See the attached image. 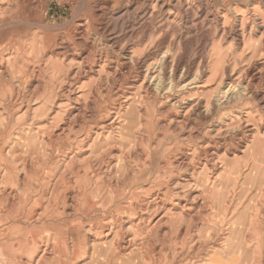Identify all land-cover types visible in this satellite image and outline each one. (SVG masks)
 I'll return each mask as SVG.
<instances>
[{"label": "rangeland", "instance_id": "obj_1", "mask_svg": "<svg viewBox=\"0 0 264 264\" xmlns=\"http://www.w3.org/2000/svg\"><path fill=\"white\" fill-rule=\"evenodd\" d=\"M14 1L0 0V155L8 159L0 182L9 171L13 190L25 183L37 214L67 191L85 193L94 210L63 229L84 227L95 236L101 227L93 221L101 217L111 240L129 223L137 245L122 262L212 264L223 254L264 264V0H153L150 7L138 0L140 10L134 0H51L46 13L37 10L43 28L27 39L7 31L21 26L12 23L23 12ZM161 4L165 15L144 39L132 24L145 8L147 16L159 13ZM206 14L197 39L180 43L179 36L196 35L190 22ZM72 26L86 30L84 39L61 40ZM164 31L169 40L162 44ZM67 48L74 58L60 56ZM180 49L193 66L182 78L181 68L174 89L159 91L156 78L143 86L139 65L159 64L160 74L164 56L174 61ZM130 59L135 69L127 74L122 65ZM245 76L257 85L255 95ZM186 156L191 172L180 166ZM195 197L202 206L185 202ZM164 214L166 224L155 229ZM45 216L42 224H62L56 212ZM43 232L42 250L25 249L23 264H56L57 252L44 254L50 233ZM102 239L90 244L102 246ZM89 261L85 255L74 264Z\"/></svg>", "mask_w": 264, "mask_h": 264}, {"label": "bare ground", "instance_id": "obj_2", "mask_svg": "<svg viewBox=\"0 0 264 264\" xmlns=\"http://www.w3.org/2000/svg\"><path fill=\"white\" fill-rule=\"evenodd\" d=\"M51 2H52L51 0H16V2L14 1L15 7H17V9H22L23 12L20 13L18 20H15L14 22H12V20H11L10 22H12V23L17 22V24L19 23L21 26H13V27L9 28L7 30L9 32V34L17 35L20 38L27 39L29 37L31 31H33L34 29L37 30L39 28H43V25L40 22H37V18H36V16H37L36 14L38 13L37 10H38V8H40L43 11H45V9L47 11V7ZM134 3H135V5H138V6L140 5L138 0H134ZM34 4L37 5V7H36L35 11L30 12L31 11L30 6H33ZM62 4H64V3H62ZM152 4H153V0H146L145 6L150 7ZM140 8L141 7L139 6V10H140ZM147 10H149V9L145 8L142 11V13H138V16H137L138 22H136V23L133 22V24L131 23L132 26L137 25L138 31L144 39L149 38L151 36L152 24L157 25V26L159 25L160 21L158 22V18L160 16L165 15V14H162V12H164V10H165V5L164 4L160 5V7H159L160 12L157 14H155L153 12L149 16H147V13H146ZM46 11H45V13H46ZM180 11H182V9H180ZM184 15H186L185 16L187 19L186 23L189 24V18L190 17H188L187 13H185V12H184ZM81 19H83V18H81ZM208 20H209L208 14L205 15L203 21L200 22L199 24H195V21H196L195 19L192 20L190 22L191 23L190 25L194 29L193 32L195 31L196 35L194 37H192L191 39H189L188 36H187L188 38L184 37V36H179L178 37L179 42L184 44V43H187L189 40L195 41V39H197L196 38L197 34L199 33V31L203 30L205 23H208ZM215 22L216 21H212L211 24H214ZM166 23H169L168 20H166ZM1 24H2V22H1ZM69 25H70V23H69ZM72 25H73V23H72ZM76 29H78L79 32L78 31L76 32ZM83 29L84 28H82L80 26H72L66 33H64L63 37H61V40H63V41L67 40L68 42L81 41L82 39H84L85 32H86V30H83ZM159 29H162V26H160ZM60 33H61V31H60ZM36 37L37 36L35 35L34 38H36ZM244 37L245 36H243V34L240 33L239 38L244 39ZM153 38H155V37H153ZM159 40H161L162 44H165L168 42L169 39L166 36L165 31L162 33ZM170 43L171 44L174 43L173 39L170 40ZM113 44H114V42H113ZM182 50H183V48H182ZM182 50H181V52L179 51V54L177 51L178 55L176 56L177 58H175L174 61L173 60L171 61L169 59L170 56L169 57L164 56V58L160 64V68H159L160 74H157V73H159V71H158L159 64H146V63H144L143 65L142 64L139 65L140 66V67L138 66L139 71L144 74V79L142 82L143 86L146 85L148 80L156 78V79H160V81L158 83V90L159 91H161L162 89H165V91H166V89H167V91H172L174 89L175 81L177 80L176 77L178 76L181 68H183L182 72H180L181 78H182L183 76H186L189 73V71L191 70V68L193 66L187 61V56H186L187 54L182 53ZM165 52H166V50H165ZM60 56H62V57L67 56V58H74L73 57L74 56L73 51L70 48L63 49V52L60 53ZM133 62H134V60L130 59L128 63L126 62V64H123L122 70L126 69L127 74H131L133 72V70L135 69L134 65L132 64ZM203 63H204V61H203ZM202 67H203V65H202ZM161 75H162V77H159ZM216 77H217V75H214V78H216ZM231 78H232V75L227 73L225 79H231ZM122 79H124V75H122ZM246 79L249 80V82L246 85L248 87L252 88V91L255 95L257 85H255L254 80L252 78L249 79L248 77H246L245 80ZM220 88H221L220 86H218L216 88L215 94L219 91ZM225 94H227V92ZM200 104H202V103L200 101H198L196 104H194L193 106L190 107L189 111H192L194 108H199ZM4 108H5V106H4ZM1 112H3V111H1ZM77 114H76V116H77ZM196 115H197V113H196ZM183 117H184V115H183ZM243 125H244V121H243ZM60 127H61V125H60ZM61 131H62V129H61ZM256 132L257 131H255V129H253V128L250 129V134H252V133L254 134ZM57 137H59V136H57ZM260 140H261L260 138H258V137L256 138V142L260 141ZM0 154H5L4 150L2 153L0 150ZM212 156H214V154ZM7 162H8V159H7L6 155H0V166L2 163L7 164ZM192 164L193 163L190 161L189 156H186V158H184V160L181 162L180 166L185 167L188 172H191V169H193ZM214 166L216 167L217 164L214 163ZM4 175L5 176L3 178V181L0 182V224L5 225V229L3 232L4 233L6 232V234L4 235V234H2V231H0V238H1L0 239V241H1L0 245L7 246V247H2V249H0V261H1L0 264H23L24 263V255H25L24 253L26 252L25 249L37 247V249L42 250L43 244H42L40 238H44V236H42L44 233L43 232L44 229H47V234L50 233L49 235H47V243L45 244L46 248H45L44 254L50 252L49 255L51 256L53 253L57 252L58 256L56 257V262H55L56 264H74L75 260H77L81 256H85V255L90 256L89 264H118L117 261L121 264H133V257L132 256L128 260H126L125 262H122L120 260L124 254H126L128 252H132V250L137 245V243H136L137 241L134 238H132V234L130 233V228L132 226H130L129 223L124 224V225L121 224V227L119 226V231L117 232L116 237L112 238L111 240H110V238H111V236H113V231L109 230V229L107 232L103 231V229L105 227L101 225V223H102L101 217H99L97 220L94 219V221H93V223H95L96 225L101 227V229L99 227H97V229L98 228L100 229V232L96 233L95 236L88 234L84 227H83V230L81 227H79L77 229H72V230H70V229L64 230L63 226L68 225V224H72L74 221H83L86 217H88V215L91 214V209L94 210V205L90 201L91 199L87 195H85V193L84 194L77 193V192L72 193V192L67 191L68 193L65 192V193H63L64 195H62L60 197V202H57L56 206H54L55 203H52V201L50 200L51 203L48 205L49 207L46 209L44 208V211L42 209V211L37 214L39 209L37 208L36 205L34 206L32 196L29 195L30 193L29 194H27V192L24 193V187H26L25 183L23 184V187H22V186H20V184L18 182H16V186H15L16 190H13L10 187V184H11L10 179L11 178H9V176H11V172L5 171ZM77 177H79V174ZM52 189H53L52 196L54 194L56 195L58 193V189H59L58 188V182L53 185ZM56 200H59V199H56ZM185 202L186 203L190 202V205H194V204L198 205L199 204V207L202 206V204H203L202 202L199 203V199L196 197L193 199H189V201L187 199V200H185ZM179 205H181V204L179 203ZM60 206L62 207V210L60 209ZM174 207L176 209L178 208L177 205H174ZM184 207H186V206H184ZM48 209L51 210V212H56L58 214L57 220L61 219L62 224L55 222L56 220H48V222H45L44 224L41 223L42 220L46 217L45 213L47 212ZM159 215H156L155 218H157ZM158 219L159 220H157V222L154 224L155 229L158 227L162 228L163 224H166L163 222H167V217L165 216V214L161 218H158ZM169 234H170V231H169ZM101 235H103L102 241H104L105 244L102 246H98V247L95 245L92 246L90 244V243H92L91 238H94L96 236H101ZM166 236H167V234H165V237ZM3 239H4V241H2ZM52 241H54V243L49 244V242H52ZM55 242H57V243H55ZM49 245H51L50 251L48 249ZM53 246H54L55 250L52 249ZM10 247H12L11 248L12 250H9ZM7 248H8V250H6ZM16 251H18V252H16ZM14 253H15V255H13ZM46 260H47L46 257L42 258V262H46ZM48 260H50V259H48ZM210 261L212 264H240L238 257L235 255L227 256V255H223V254H218V255L212 256ZM36 264H41V262L40 263L37 262Z\"/></svg>", "mask_w": 264, "mask_h": 264}]
</instances>
